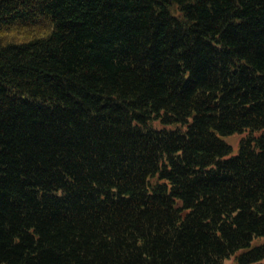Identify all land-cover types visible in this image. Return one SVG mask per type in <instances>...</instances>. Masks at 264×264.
<instances>
[{"label":"trees","instance_id":"1","mask_svg":"<svg viewBox=\"0 0 264 264\" xmlns=\"http://www.w3.org/2000/svg\"><path fill=\"white\" fill-rule=\"evenodd\" d=\"M231 256L264 264V0H0V264Z\"/></svg>","mask_w":264,"mask_h":264},{"label":"rangeland","instance_id":"2","mask_svg":"<svg viewBox=\"0 0 264 264\" xmlns=\"http://www.w3.org/2000/svg\"><path fill=\"white\" fill-rule=\"evenodd\" d=\"M239 135L229 136L227 137V141L231 142L233 145L232 153H235L237 151V141L239 139ZM223 264H236L235 259L232 260V256L230 258H227L224 260Z\"/></svg>","mask_w":264,"mask_h":264}]
</instances>
